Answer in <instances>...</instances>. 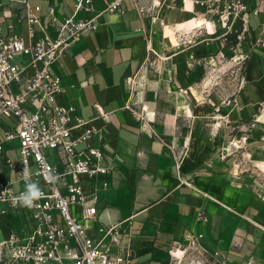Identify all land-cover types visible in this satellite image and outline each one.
I'll use <instances>...</instances> for the list:
<instances>
[{"label":"crops","instance_id":"obj_1","mask_svg":"<svg viewBox=\"0 0 264 264\" xmlns=\"http://www.w3.org/2000/svg\"><path fill=\"white\" fill-rule=\"evenodd\" d=\"M93 1L97 17L117 0ZM121 1L120 12L99 16L97 29L54 66L64 89L57 103L105 125L103 142L120 157L109 187L99 183L97 216L86 225L98 235L120 224L131 239L130 264H170L171 246L190 238L217 263L264 264V187L256 169L264 167V0L250 2L247 31L233 47L239 82L213 115L201 109L200 95L209 93L203 66L225 44L188 35L192 43L171 44L197 19L194 0ZM26 3L41 18L50 4L60 20L74 11V0H0L4 36L43 37L39 25L30 35ZM96 105L105 120L96 119Z\"/></svg>","mask_w":264,"mask_h":264},{"label":"built area","instance_id":"obj_2","mask_svg":"<svg viewBox=\"0 0 264 264\" xmlns=\"http://www.w3.org/2000/svg\"><path fill=\"white\" fill-rule=\"evenodd\" d=\"M250 2L194 0L200 11L193 20H202L203 24L182 31L180 36L177 34L181 32H173L177 36L171 44L178 47L192 43L193 39L187 42L184 35L195 40L202 37L203 41L217 37L223 43L241 40L247 31ZM121 3L105 2L99 16L120 12ZM35 10L40 12L42 8ZM259 10L254 13L260 14ZM93 12V0H74L69 17L60 20L50 4L47 15L41 18L26 3L30 35H34L33 26L39 25L42 38L26 41L14 33L4 36L0 27V232H8L0 241V264L131 263V239L121 231L120 224L108 225L98 230V235H92L86 225L97 216L99 183L103 189L109 187L120 157L103 142L105 125L97 127L92 120L82 118L75 107L57 103L64 89L54 66L73 44L97 29L99 16L92 17ZM160 24L168 27L164 20ZM19 57L30 60L17 62ZM96 110V119L105 120L102 109L96 105ZM13 141L19 143L16 162L6 155L4 147ZM95 141L101 146H95ZM52 155L56 163L50 162ZM25 167L44 193L31 208L16 200L25 191ZM256 169L264 187V169ZM49 175L58 180L49 182ZM15 212L20 227L9 230Z\"/></svg>","mask_w":264,"mask_h":264},{"label":"rangeland","instance_id":"obj_3","mask_svg":"<svg viewBox=\"0 0 264 264\" xmlns=\"http://www.w3.org/2000/svg\"><path fill=\"white\" fill-rule=\"evenodd\" d=\"M196 31L198 33L201 32V30L199 29H196ZM224 44L225 47L222 49L223 53L221 54V52L218 51L214 55L215 58L213 60L210 59L208 61V64L203 66L204 68H206V79L204 80H206L207 82L206 90L209 93L200 95V103H202L201 109L208 110L211 115L219 113V108L223 106L224 101H227L228 97L234 89V86H236L239 82V77L236 74L237 64L233 59V47H231V42ZM181 46L185 45L182 44ZM147 67L148 65H145L141 70L147 71ZM151 67L153 66L151 65ZM1 134L2 130H0V135ZM18 146V141H13L4 145L6 155L14 162H16L15 149ZM50 162L56 163L54 155H52V157L50 158ZM259 167L261 169H264L261 165H259ZM10 223L14 229H19L20 218L17 212L14 213L13 219L10 220ZM2 239H4V235L0 232V241ZM171 250L172 254L170 264H218L215 261L214 257L203 251L199 247L195 239L192 238L185 239L179 244L171 246Z\"/></svg>","mask_w":264,"mask_h":264},{"label":"clouds","instance_id":"obj_4","mask_svg":"<svg viewBox=\"0 0 264 264\" xmlns=\"http://www.w3.org/2000/svg\"><path fill=\"white\" fill-rule=\"evenodd\" d=\"M26 184H25V191L22 192L17 198V202L20 203L23 206H26L28 208H31L34 206V202L41 199L44 195V193L41 191L39 187V182L38 181H32L31 180V175L29 172V169L25 167L23 169L22 173ZM46 179L49 182H55L58 180V177L49 175L46 177Z\"/></svg>","mask_w":264,"mask_h":264},{"label":"bare ground","instance_id":"obj_5","mask_svg":"<svg viewBox=\"0 0 264 264\" xmlns=\"http://www.w3.org/2000/svg\"><path fill=\"white\" fill-rule=\"evenodd\" d=\"M199 21H201V22H203L202 20H192V21H190V23H189V30H191V29H193V28H196V27H198V22ZM197 24V25H196ZM202 25V24H201ZM209 27V29H210V31L212 30V27H211V25H209L208 26ZM170 31V33L172 34V32H171V30H169ZM173 35V34H172ZM174 42H175V38H174ZM264 168V167H263Z\"/></svg>","mask_w":264,"mask_h":264},{"label":"trees","instance_id":"obj_6","mask_svg":"<svg viewBox=\"0 0 264 264\" xmlns=\"http://www.w3.org/2000/svg\"><path fill=\"white\" fill-rule=\"evenodd\" d=\"M237 43V39H234L232 42H231V47H234Z\"/></svg>","mask_w":264,"mask_h":264}]
</instances>
